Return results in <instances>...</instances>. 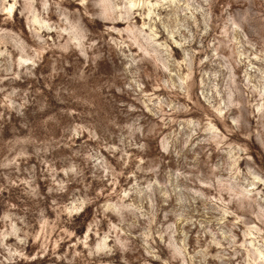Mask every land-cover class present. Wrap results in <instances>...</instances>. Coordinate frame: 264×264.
I'll return each instance as SVG.
<instances>
[{
  "label": "rangeland",
  "instance_id": "374dc122",
  "mask_svg": "<svg viewBox=\"0 0 264 264\" xmlns=\"http://www.w3.org/2000/svg\"><path fill=\"white\" fill-rule=\"evenodd\" d=\"M0 264H264V0H0Z\"/></svg>",
  "mask_w": 264,
  "mask_h": 264
},
{
  "label": "bare ground",
  "instance_id": "6f19581e",
  "mask_svg": "<svg viewBox=\"0 0 264 264\" xmlns=\"http://www.w3.org/2000/svg\"><path fill=\"white\" fill-rule=\"evenodd\" d=\"M13 7L14 6H12V3L11 4H9V6L8 7H6V9L8 10V12H12V9H13ZM118 23H119V21H118ZM254 184V183H253ZM256 249V248H255ZM260 250V249H259ZM258 250V254H261V251H259ZM256 255H257V253H256ZM260 256V255H259ZM257 262V261H256Z\"/></svg>",
  "mask_w": 264,
  "mask_h": 264
}]
</instances>
